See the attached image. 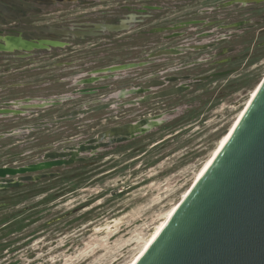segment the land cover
Wrapping results in <instances>:
<instances>
[{
    "label": "rangeland",
    "instance_id": "rangeland-1",
    "mask_svg": "<svg viewBox=\"0 0 264 264\" xmlns=\"http://www.w3.org/2000/svg\"><path fill=\"white\" fill-rule=\"evenodd\" d=\"M255 9L258 29L255 58H243L233 65L239 67L242 63L231 76L220 79L222 86L212 89L208 98H164L137 106L126 104L134 98H59L58 103L32 110L34 112L19 107L24 114L0 115V167L41 162L45 153L76 146L114 125L154 115H161L163 120L150 131L157 132L143 141L112 153H108V149L96 155L83 153L81 156L88 161L105 154L80 169L84 170L82 172L74 174L70 169L79 161L41 171L55 172L56 176L64 172L66 177L55 186L46 182L16 193L0 190V219L23 211L21 216L25 217L26 226L30 225L29 221L37 220L6 248L0 264H130L192 185L197 172L209 160L251 92L264 78V3ZM16 92H4L3 96L10 97ZM34 94L54 97L58 92ZM16 99L0 98V103ZM105 103L112 106L40 130L21 129L34 122L52 120L74 108ZM167 123L169 125L164 127ZM44 186H47L46 192L36 194ZM51 187L53 189L48 191ZM54 193L59 197H46ZM79 206L82 209L78 214L91 212L89 218L51 238L49 230L56 224H42Z\"/></svg>",
    "mask_w": 264,
    "mask_h": 264
},
{
    "label": "flooded vegetation",
    "instance_id": "flooded-vegetation-1",
    "mask_svg": "<svg viewBox=\"0 0 264 264\" xmlns=\"http://www.w3.org/2000/svg\"><path fill=\"white\" fill-rule=\"evenodd\" d=\"M261 3L264 0H0V98H23L0 103V108L16 110L5 115H20L25 111L8 104L49 101L43 98H58L56 103L59 98H134L126 104L137 106L146 102H130L208 98L212 89L222 86L220 79L242 63L233 65L255 58V6ZM173 89L180 91L158 96ZM8 91L17 92L3 96ZM42 91L58 95L34 94Z\"/></svg>",
    "mask_w": 264,
    "mask_h": 264
},
{
    "label": "water",
    "instance_id": "water-1",
    "mask_svg": "<svg viewBox=\"0 0 264 264\" xmlns=\"http://www.w3.org/2000/svg\"><path fill=\"white\" fill-rule=\"evenodd\" d=\"M33 45L38 46H28ZM177 91L180 90L164 91L158 96H168ZM157 99L161 98H139L130 104ZM52 103L56 100L8 105L31 108ZM108 105L71 111L55 120L21 129L44 128ZM15 111L0 108V114L4 115ZM162 123L161 115L144 117L110 127L63 151L47 152L41 162L19 167L1 166L0 190L54 177L55 172H40L83 161L86 158L81 155L85 152L96 155L100 150L148 133ZM135 264H264V79L212 164L191 186Z\"/></svg>",
    "mask_w": 264,
    "mask_h": 264
},
{
    "label": "trees",
    "instance_id": "trees-1",
    "mask_svg": "<svg viewBox=\"0 0 264 264\" xmlns=\"http://www.w3.org/2000/svg\"><path fill=\"white\" fill-rule=\"evenodd\" d=\"M167 125H169V123L165 124L164 127ZM162 128L163 127L159 128L158 131L161 130ZM156 132L157 131H153V132H150L148 134L136 137V138H134V139H132L126 143H123V144L113 145V146L107 148L108 150H106V151L108 153H112V151H115V150H118L124 146L130 145L133 142L143 141L144 139L151 137ZM136 149L139 150V148H136ZM104 154L105 153L99 154L96 158L93 157L92 159H90V161H88V160L79 161L77 163V165L72 166L70 169H72V172L74 174L78 173V171L80 169H85V167L89 166L90 164L95 163L100 157L104 156ZM80 171L82 172L84 170H80ZM63 173L61 172L60 175H57L54 177L44 178V179L38 180L36 182H29V183H26L25 185H23L21 187L10 188V189H8V191L16 193L20 190H25L26 188H29V187H35L37 185L44 184L46 182H51V183H53V186H55L56 183H58L61 180H64V178L66 177V176H64ZM46 187L47 186H44L43 189L41 188V190H39V192H36V194L45 193L46 192L45 190L47 189ZM51 189H53V187L49 188L48 191H50ZM5 190H7V189H5ZM60 192H63V191H60ZM46 197H49L50 199H52L54 197L58 198L59 194L54 193L51 196L47 195ZM42 199L44 201H46V199L48 200V198H46V199L42 198ZM43 200L39 201V202L42 203ZM35 206H37V204ZM35 206H33V207H35ZM81 207L82 206L75 207V208L67 210L63 213H60L57 216L49 218L48 220L45 221V223L42 224L43 226L56 224V226L53 229L49 230L51 238H55V236L59 233L64 234L66 231L70 230L74 225H78L82 221L87 220L89 218V215L91 212H87V213L80 214V215L78 214V212L82 209ZM21 213H23V211H20V212L17 211L11 215H8V216L0 219V259L3 256V252L6 250V248L8 246H10L15 240L17 241V239H20L24 235V232H27V231H24L25 228L37 221V220L29 221L30 225L26 226L27 223H24L25 217L21 216ZM8 264H13V262L12 263L10 262Z\"/></svg>",
    "mask_w": 264,
    "mask_h": 264
},
{
    "label": "bare ground",
    "instance_id": "bare-ground-1",
    "mask_svg": "<svg viewBox=\"0 0 264 264\" xmlns=\"http://www.w3.org/2000/svg\"><path fill=\"white\" fill-rule=\"evenodd\" d=\"M260 84L251 92V96H249V99L247 100V102L244 105L243 109L240 111V113L238 114L237 118H235V120L233 121L231 129L228 130L227 134H225V136L221 139V141L219 142L218 146L214 150L213 154H211V157L209 158V160H207V162H205V164H203V167L201 168V170H199V172H197L192 185L195 184L201 178V176L206 172V170L212 164L213 160L216 158V156L218 155L220 150L223 148L224 144L226 143V141L228 140V138L232 134L233 130L235 129V127L239 123V121L242 118V116H243L244 112L246 111L247 107L249 106V104L251 103V101L254 98L255 94L257 93V91H258V89L260 87ZM191 186L183 193V196H182L181 200L186 196V194L190 190ZM181 200H179V202H177V204L169 211V215L167 216V218H165V222H163V224H161V226H159V229L154 233L152 238L142 247V249L139 251V253L136 256V258L130 264H135V262L140 258V256L143 254V252L148 248V246L152 243V241L157 237L159 232L162 230V228L165 226V224L167 223L169 218L172 216V214L177 209V207H178L179 203L181 202Z\"/></svg>",
    "mask_w": 264,
    "mask_h": 264
}]
</instances>
